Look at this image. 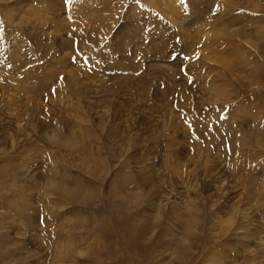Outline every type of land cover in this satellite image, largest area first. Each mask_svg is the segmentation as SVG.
<instances>
[{"label":"rangeland","instance_id":"obj_1","mask_svg":"<svg viewBox=\"0 0 264 264\" xmlns=\"http://www.w3.org/2000/svg\"><path fill=\"white\" fill-rule=\"evenodd\" d=\"M0 264H264V0H0Z\"/></svg>","mask_w":264,"mask_h":264}]
</instances>
